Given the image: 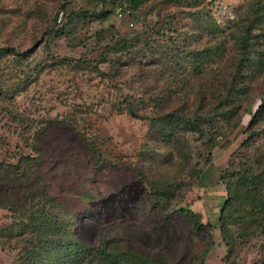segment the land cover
I'll use <instances>...</instances> for the list:
<instances>
[{"label": "rangeland", "instance_id": "obj_1", "mask_svg": "<svg viewBox=\"0 0 264 264\" xmlns=\"http://www.w3.org/2000/svg\"><path fill=\"white\" fill-rule=\"evenodd\" d=\"M129 4L0 0V46L21 52L0 57V264L39 208L80 264H264V0H144L134 25ZM148 108L227 126L210 141Z\"/></svg>", "mask_w": 264, "mask_h": 264}, {"label": "trees", "instance_id": "obj_2", "mask_svg": "<svg viewBox=\"0 0 264 264\" xmlns=\"http://www.w3.org/2000/svg\"><path fill=\"white\" fill-rule=\"evenodd\" d=\"M144 0H130L129 5H133V7L136 9L138 6H140L143 3ZM63 11L67 10V5L63 4L62 6ZM70 14L72 16L76 15L77 18L82 19L89 17L92 13L90 11H78L77 13L74 11H71ZM60 19V18H59ZM249 40V39H248ZM250 46V42H249ZM9 53H14L17 55H20L21 52H19L16 48L10 45H4L0 46V57L9 54ZM48 59L51 60H59L61 62H75V63H81V60L78 59H71L65 56H56V55H51L48 57ZM144 98H140L141 101H144L145 103H148V106H151L154 104V99L151 97L146 98V94L143 93ZM132 109V107H131ZM258 113L257 116L259 119L264 117V107H259L258 108ZM151 113V115H150ZM144 118H148L151 120L153 124H156L158 122L164 121L165 125H169L172 129L175 131H178L182 129L184 125H186L189 129H194L197 130L201 136L208 135L210 141H213L216 139L222 131H224L225 127L227 126L226 123H224L223 120H219L218 116H214L211 119H206L203 113H198L196 112L193 116H190L189 114H185L181 120H179L176 117V114L173 112H169L165 115H158L155 114L154 110L151 112L149 108L147 109V112ZM215 119V120H213ZM223 119H225L223 117ZM258 120V119H257ZM214 145V144H213ZM212 144L209 146V152L212 151ZM229 167V166H228ZM234 170L232 169H227L224 173L223 180L227 183L228 189L231 187V182L234 180ZM250 179L256 180L257 177L250 176ZM2 183V182H1ZM230 200V198H229ZM186 213L191 215V218L194 222L195 228L200 230L203 228L204 224L201 221V216L197 212H194L192 210H184ZM228 212V208L224 206L221 210V219L224 220L226 213ZM50 216L49 212L46 210L39 208L34 212L33 214L31 213V216H29L27 224H25V230L26 229H32L34 232L37 228V226L40 228V234H37L35 236H32L28 240V246L24 248L23 254L19 258V262L16 264H53L51 262L50 258H48L47 263L45 261V254L51 255L52 253H55L59 255L61 260H57L56 264L62 263L69 261V264H80L82 261L85 260V248L84 244L76 240L74 238L73 241H69L66 244L64 243V238L62 236H57L55 237L59 232L60 228L58 227L57 222H52L50 220H46L47 216ZM34 216V217H33ZM36 220L37 224L33 225L32 221ZM34 223V222H33ZM225 242H226V236L224 237ZM65 245L68 248H71V251H63V248ZM228 245V243H227ZM103 252V250H101ZM104 256L108 255L110 256L109 253L106 254V252H103Z\"/></svg>", "mask_w": 264, "mask_h": 264}, {"label": "built area", "instance_id": "obj_3", "mask_svg": "<svg viewBox=\"0 0 264 264\" xmlns=\"http://www.w3.org/2000/svg\"><path fill=\"white\" fill-rule=\"evenodd\" d=\"M135 8L132 5L120 7L117 10V14L120 18H126L131 25L135 23Z\"/></svg>", "mask_w": 264, "mask_h": 264}]
</instances>
